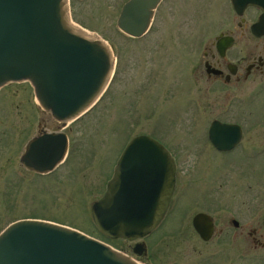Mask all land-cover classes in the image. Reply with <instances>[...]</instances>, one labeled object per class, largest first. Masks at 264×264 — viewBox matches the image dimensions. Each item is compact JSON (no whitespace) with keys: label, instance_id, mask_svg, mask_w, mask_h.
Segmentation results:
<instances>
[{"label":"rangeland","instance_id":"obj_1","mask_svg":"<svg viewBox=\"0 0 264 264\" xmlns=\"http://www.w3.org/2000/svg\"><path fill=\"white\" fill-rule=\"evenodd\" d=\"M123 1L68 2L72 21L105 40L115 64L96 105L61 129L68 139L67 153L52 172L38 174L18 161L26 141L36 135L41 116L31 87L14 82L0 88V230L20 218L50 220L109 243L139 264H235L256 258L264 247L253 249L246 232L255 228L264 241V196L242 203L232 165L225 166L224 184L218 180L219 156L211 152L205 136L208 122L220 117L218 102H204L194 69L207 38L204 27L216 29L212 21L227 5L223 0H161L147 33L130 38L115 24ZM236 116L237 111L224 118ZM46 128L54 126L48 123ZM138 134L156 137L177 156L179 194L157 228L138 240L144 244L140 258L131 253L133 242L102 235L90 216V205L105 190L124 144ZM260 145L257 137V148ZM257 185V196L264 194L263 170L257 171ZM199 211L214 221L207 241L199 239L190 223ZM231 217L238 228L228 222Z\"/></svg>","mask_w":264,"mask_h":264},{"label":"water","instance_id":"obj_2","mask_svg":"<svg viewBox=\"0 0 264 264\" xmlns=\"http://www.w3.org/2000/svg\"><path fill=\"white\" fill-rule=\"evenodd\" d=\"M160 1H124L115 19L117 29L141 37ZM246 3L264 9V0ZM243 4L230 0L234 9ZM114 60L105 40L71 20L68 0H0V88L27 82L40 121L48 116L56 129L26 141L18 158L24 168L45 174L63 162L67 138L60 129L98 102L111 79ZM239 136L237 125L216 119L207 129V140L217 150L231 149ZM173 186L174 163L168 150L149 135H135L122 148L102 195L91 203V220L107 238L140 239L160 221ZM190 222L200 240L213 235L207 213H194ZM132 253H144V244L134 243ZM0 264L138 263L75 228L20 218L0 230Z\"/></svg>","mask_w":264,"mask_h":264},{"label":"flooded vegetation","instance_id":"obj_3","mask_svg":"<svg viewBox=\"0 0 264 264\" xmlns=\"http://www.w3.org/2000/svg\"><path fill=\"white\" fill-rule=\"evenodd\" d=\"M237 1L239 4H245L238 5L234 9L230 5V0H223L224 5H227L226 11L218 19L212 21L215 22L216 29H209V26L204 27L202 35L204 39L207 38L204 40L205 44L202 46L200 58L194 69L201 82L204 102H218V114L220 117L212 118L208 122L205 132L206 142L213 150L211 152L219 156L217 168L218 180L222 182V185L224 184V180H226L225 166L227 164L232 165L235 174L233 176L235 180L234 186L237 189L238 197H240L242 203H251L256 201V198L264 196L261 193L257 196V171H264V162L260 164L257 162V158H260V156L263 157L264 161V9L251 3H246L248 0ZM236 111L238 116L235 119L227 120L224 118L229 112L234 113ZM214 119L222 123L238 126L240 136L237 143L231 149L226 151L217 150L209 144L207 129L210 122ZM49 120L48 116L43 117L41 122L39 119V122L36 124V135H39L43 131H56L55 127L52 130H47L46 125L49 123ZM149 136L158 140L152 135ZM257 137H260V144H262L259 148L256 146ZM169 153L174 163V186L170 194V202L178 194L176 188L178 170L177 156L170 151ZM231 154H234L232 161H230ZM226 156L228 157L225 160ZM189 183L188 175L187 183L183 184V188L186 189ZM231 220H234L236 225ZM212 222L214 225L213 219ZM228 222L233 228L239 227L238 221L232 217L228 219ZM261 222L264 225L263 213ZM256 230L249 227L246 236H249L247 238L251 241L253 249L256 247L263 248L264 241H260ZM137 241L133 240L131 242L134 244ZM255 255L257 257L251 260H243V262L234 260V263L264 264V253ZM135 256L141 257V255Z\"/></svg>","mask_w":264,"mask_h":264},{"label":"trees","instance_id":"obj_4","mask_svg":"<svg viewBox=\"0 0 264 264\" xmlns=\"http://www.w3.org/2000/svg\"><path fill=\"white\" fill-rule=\"evenodd\" d=\"M103 96V95H102Z\"/></svg>","mask_w":264,"mask_h":264}]
</instances>
